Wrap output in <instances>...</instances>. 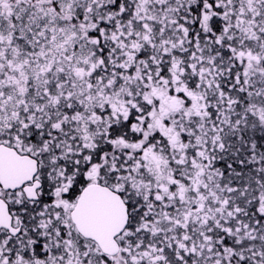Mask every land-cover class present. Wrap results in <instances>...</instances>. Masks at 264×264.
<instances>
[{
    "label": "snow or ice",
    "instance_id": "obj_1",
    "mask_svg": "<svg viewBox=\"0 0 264 264\" xmlns=\"http://www.w3.org/2000/svg\"><path fill=\"white\" fill-rule=\"evenodd\" d=\"M0 264H264V0H0Z\"/></svg>",
    "mask_w": 264,
    "mask_h": 264
}]
</instances>
